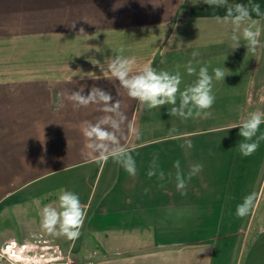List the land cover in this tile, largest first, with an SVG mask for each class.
<instances>
[{
    "label": "crops",
    "instance_id": "0c3cea01",
    "mask_svg": "<svg viewBox=\"0 0 264 264\" xmlns=\"http://www.w3.org/2000/svg\"><path fill=\"white\" fill-rule=\"evenodd\" d=\"M255 2L264 12V0ZM236 3L248 0L225 7ZM225 7L202 0H0V223L5 203L18 213L24 202L26 234L46 233L41 210L58 203L49 189L62 187L79 195L86 212L80 233L101 252L87 264H264V140L244 157L239 128H231L264 112V16L254 17L261 28L256 50L243 40L236 48L234 25L214 19ZM117 55L136 58L133 74L146 64L179 72L181 90L197 79L187 74L189 62L197 74L222 68L211 115L170 116L179 94L175 105L147 109L110 71ZM93 87L112 100L105 105L97 95L83 107L69 99ZM117 100L119 110L112 107ZM97 122L115 136L103 148L84 136ZM122 149L135 159L134 177L111 158L96 162L99 153ZM176 161L186 195L176 188ZM197 164L202 170L189 179ZM253 193L254 207L238 217L237 205ZM3 235L0 228V246ZM141 235L153 239L131 243Z\"/></svg>",
    "mask_w": 264,
    "mask_h": 264
},
{
    "label": "clouds",
    "instance_id": "9594fccd",
    "mask_svg": "<svg viewBox=\"0 0 264 264\" xmlns=\"http://www.w3.org/2000/svg\"><path fill=\"white\" fill-rule=\"evenodd\" d=\"M202 2L212 9L225 7L228 4V0H202ZM261 16H264V12L261 11L260 5L255 0H248L247 4L236 3L232 7H225V14L223 16L215 15L214 19L218 23L227 21L234 25L229 39L236 48L241 45V40H243L246 42L243 45L247 50L255 51L260 43L261 28L259 20L254 17ZM72 26L74 27L75 23ZM83 32L84 30L81 28L80 33ZM192 55L195 57L198 53L194 52ZM135 64V57L127 58L119 55L113 57L109 64L110 71L127 91V95L151 110L164 105H175L177 94H179L180 107L170 108L168 114L184 119L199 118L201 116L206 118L211 115L207 110L213 106L215 101L212 91L213 80H224L226 76L224 70L220 67L214 68L212 74H209L207 67H200L197 74V69L189 62L186 66L187 74L197 75V79L193 84L181 90L182 78L179 72L173 75L168 71H157L151 64H146L139 72L133 74ZM82 73L83 75L79 77L84 79L87 73ZM97 95L105 105L112 100L109 93L95 87L89 91L87 96L79 90L72 91L69 99L79 106L86 107L95 101ZM112 107L119 110L120 101L117 100ZM262 124H264V112L254 111L242 122L231 126V128H239L238 135L242 139L237 146L244 157L255 153L260 146V141L264 140V133L257 135ZM84 136L87 140L95 139L98 142L97 146L100 148L104 147V142L115 140L113 133L99 122L89 124L84 129ZM192 146L189 141L187 147L191 148ZM85 147H91V145L86 144ZM109 158L119 163L130 176L134 177L136 175V162L130 150L122 149L112 155L101 152L97 155L96 162L106 163ZM174 166L177 169L175 176L176 188L181 191L182 195H186L187 193L184 191L186 182L179 169V161H176ZM202 167L199 164L191 166L188 178L190 179L192 175L201 171ZM148 175L151 177L153 173L149 171ZM254 200V193L246 196L243 202L237 205L236 215L241 218L248 215L254 207ZM41 218V227L47 233L75 240L80 236V229L86 218V212L78 194L61 189L58 195V203L44 206L41 210Z\"/></svg>",
    "mask_w": 264,
    "mask_h": 264
},
{
    "label": "rangeland",
    "instance_id": "374dc122",
    "mask_svg": "<svg viewBox=\"0 0 264 264\" xmlns=\"http://www.w3.org/2000/svg\"><path fill=\"white\" fill-rule=\"evenodd\" d=\"M52 182H56V179H53ZM61 189L63 188L53 187L49 189L48 194L58 197ZM13 204L5 203L3 205V215L6 218L0 223V228L4 233L3 237L7 238L0 246V264L72 263L73 259L76 262L82 261L87 264L101 257L99 255L101 252L95 250L94 239L82 233L75 240H69L63 236H55L47 232L26 234L25 203L23 202L20 205L18 213H15ZM11 214H14L13 217H11ZM185 237L176 236V239ZM191 237L196 236H189L187 239ZM98 239L101 240L100 237ZM152 239L153 237L150 235H141L131 240V243H137L135 245L146 244L151 242Z\"/></svg>",
    "mask_w": 264,
    "mask_h": 264
},
{
    "label": "bare ground",
    "instance_id": "6f19581e",
    "mask_svg": "<svg viewBox=\"0 0 264 264\" xmlns=\"http://www.w3.org/2000/svg\"><path fill=\"white\" fill-rule=\"evenodd\" d=\"M23 259V258H22Z\"/></svg>",
    "mask_w": 264,
    "mask_h": 264
}]
</instances>
